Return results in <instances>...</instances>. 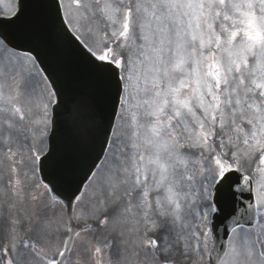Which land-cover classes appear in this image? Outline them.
I'll return each instance as SVG.
<instances>
[{
	"label": "snow or ice",
	"instance_id": "obj_1",
	"mask_svg": "<svg viewBox=\"0 0 264 264\" xmlns=\"http://www.w3.org/2000/svg\"><path fill=\"white\" fill-rule=\"evenodd\" d=\"M0 69V264H264V0H8Z\"/></svg>",
	"mask_w": 264,
	"mask_h": 264
},
{
	"label": "rangeland",
	"instance_id": "obj_2",
	"mask_svg": "<svg viewBox=\"0 0 264 264\" xmlns=\"http://www.w3.org/2000/svg\"><path fill=\"white\" fill-rule=\"evenodd\" d=\"M4 8H0V10H3Z\"/></svg>",
	"mask_w": 264,
	"mask_h": 264
}]
</instances>
